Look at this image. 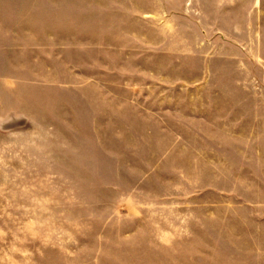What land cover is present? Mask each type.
I'll list each match as a JSON object with an SVG mask.
<instances>
[{
	"label": "rangeland",
	"instance_id": "rangeland-1",
	"mask_svg": "<svg viewBox=\"0 0 264 264\" xmlns=\"http://www.w3.org/2000/svg\"><path fill=\"white\" fill-rule=\"evenodd\" d=\"M164 20L0 0V264H264V0L232 43Z\"/></svg>",
	"mask_w": 264,
	"mask_h": 264
},
{
	"label": "crops",
	"instance_id": "crops-1",
	"mask_svg": "<svg viewBox=\"0 0 264 264\" xmlns=\"http://www.w3.org/2000/svg\"><path fill=\"white\" fill-rule=\"evenodd\" d=\"M163 2L165 28L169 29V37L173 43L180 44V50L185 49V45H188L191 39H194L197 48L206 40L218 43L224 39L232 43V25L235 27L243 25L242 22H232V19L250 18L255 4V0H163ZM248 25L250 24L245 23L244 27L247 28ZM222 26L230 29L222 30ZM221 56L232 57V54L217 57ZM206 57L209 55L204 53L202 58Z\"/></svg>",
	"mask_w": 264,
	"mask_h": 264
}]
</instances>
